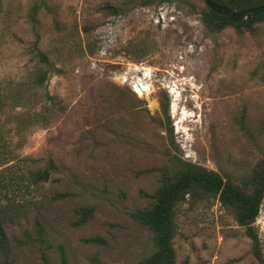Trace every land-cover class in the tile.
Listing matches in <instances>:
<instances>
[{
    "label": "rangeland",
    "instance_id": "obj_1",
    "mask_svg": "<svg viewBox=\"0 0 264 264\" xmlns=\"http://www.w3.org/2000/svg\"><path fill=\"white\" fill-rule=\"evenodd\" d=\"M205 10L203 0H1L0 219L13 264H62L61 247L66 264L150 257L152 233L131 213L152 204L142 193L159 187L169 152L238 185L255 171L264 159V21L212 32ZM39 51L50 66L38 89ZM50 160V180L31 194L5 187L10 172ZM85 207L93 216L75 226ZM175 220L176 264H264V199L262 261L217 198L183 202Z\"/></svg>",
    "mask_w": 264,
    "mask_h": 264
},
{
    "label": "trees",
    "instance_id": "obj_2",
    "mask_svg": "<svg viewBox=\"0 0 264 264\" xmlns=\"http://www.w3.org/2000/svg\"><path fill=\"white\" fill-rule=\"evenodd\" d=\"M213 3L225 6L234 12L264 6V0H211ZM1 3V0H0ZM113 14H118L119 9L111 4H106L101 8ZM202 20L206 28L212 32L221 31L227 26L236 29H252L254 23L264 21V14L255 19H248L243 22H231L228 17L214 13L207 5L202 13ZM57 26L59 24L57 23ZM88 31V27H84ZM39 63L36 66L33 85L34 88H42L49 78L46 68L50 66V61L46 54L38 52ZM0 102V110L3 108ZM163 111L168 116V101L163 102ZM169 118V117H168ZM36 118L35 122H39ZM33 122V123H35ZM23 126L19 130H23ZM0 140L2 135L0 131ZM4 147H7L4 144ZM1 148V143H0ZM10 154V153H9ZM170 165L157 170L160 174V185L152 195H142L152 199V204L146 208L136 210L131 213L132 219L147 228L152 233V241L155 247L154 253L141 261L139 264H176V257L173 250V240L176 235V209L183 203L189 201H199L209 198H217L221 205L232 212L238 224L245 229L246 235L253 243V252L259 261H262L260 254V241L256 232L255 223L260 214L261 205L264 199V159L259 163L255 171L248 176L241 185L226 181L220 174L207 170L206 168L188 162L180 158L177 154L167 153ZM24 163L34 162V159L22 158ZM7 161V159H6ZM26 165V164H25ZM26 171L21 170V174L15 172L11 182L6 183L7 187H13L23 194V197L31 194V186L40 188L51 178L55 169L53 161H49L43 168H33L27 165ZM154 172L149 169L143 173ZM7 178V176H6ZM57 198L63 197L57 195ZM94 208L85 207L77 210L78 219L75 226H82L93 216ZM5 221L0 219V251L5 260L3 264H13L10 260L11 244L5 230ZM37 237H42L44 228L42 224L36 223ZM88 243L102 242L99 238L87 239ZM19 244L18 240L14 241ZM62 264H66L64 250L61 247ZM184 264H188L185 262Z\"/></svg>",
    "mask_w": 264,
    "mask_h": 264
},
{
    "label": "water",
    "instance_id": "obj_3",
    "mask_svg": "<svg viewBox=\"0 0 264 264\" xmlns=\"http://www.w3.org/2000/svg\"><path fill=\"white\" fill-rule=\"evenodd\" d=\"M214 13L226 16L231 22H243L248 19H255L257 16L264 14V6L245 10L243 12H234L229 8L213 3L211 0H203Z\"/></svg>",
    "mask_w": 264,
    "mask_h": 264
},
{
    "label": "bare ground",
    "instance_id": "obj_4",
    "mask_svg": "<svg viewBox=\"0 0 264 264\" xmlns=\"http://www.w3.org/2000/svg\"><path fill=\"white\" fill-rule=\"evenodd\" d=\"M148 92V91H147ZM173 108V107H172ZM174 110V109H173Z\"/></svg>",
    "mask_w": 264,
    "mask_h": 264
}]
</instances>
